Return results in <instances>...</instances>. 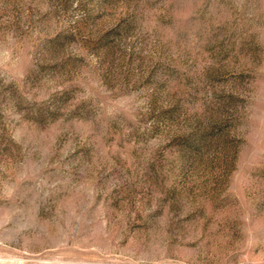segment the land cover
I'll list each match as a JSON object with an SVG mask.
<instances>
[{
	"label": "rangeland",
	"instance_id": "rangeland-1",
	"mask_svg": "<svg viewBox=\"0 0 264 264\" xmlns=\"http://www.w3.org/2000/svg\"><path fill=\"white\" fill-rule=\"evenodd\" d=\"M0 264H264V0H0Z\"/></svg>",
	"mask_w": 264,
	"mask_h": 264
}]
</instances>
